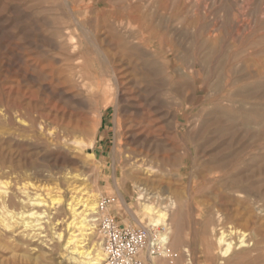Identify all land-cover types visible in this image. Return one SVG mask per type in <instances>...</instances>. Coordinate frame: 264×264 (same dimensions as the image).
Returning a JSON list of instances; mask_svg holds the SVG:
<instances>
[{
  "label": "rangeland",
  "instance_id": "obj_1",
  "mask_svg": "<svg viewBox=\"0 0 264 264\" xmlns=\"http://www.w3.org/2000/svg\"><path fill=\"white\" fill-rule=\"evenodd\" d=\"M0 112V264H80L72 185L119 225L151 224L141 188L177 202L145 264H264V0H0Z\"/></svg>",
  "mask_w": 264,
  "mask_h": 264
},
{
  "label": "bare ground",
  "instance_id": "obj_2",
  "mask_svg": "<svg viewBox=\"0 0 264 264\" xmlns=\"http://www.w3.org/2000/svg\"><path fill=\"white\" fill-rule=\"evenodd\" d=\"M117 82H119V81H117ZM88 91L94 92L95 90H94V88H90ZM116 97H117V95H116ZM101 114H103V113H101ZM17 117H19L18 118L19 121L24 120V115H22L20 113L17 115ZM39 131L45 135L51 136L52 139L58 138V136L56 134H54V132L49 131V129H46L45 127L40 126ZM94 138H95V135H93L85 143L77 137L64 138V139H62V144L64 145V147H66V149H69L70 151L71 150L74 151L75 156L78 157V159L79 158L81 159L82 158V155H81L82 148L83 147H91L93 145ZM51 142H53V141H51ZM53 144H54V142H53ZM53 144H51V145H53ZM92 156H93L92 154L88 155V157H90V158ZM142 161H144V160L142 159ZM132 166L134 167V170H135V172L133 173L134 176L131 173H128L127 177H129V178L134 177L135 184L138 183L139 181L149 182L152 180V176L155 173V170L153 169V167H149V166L146 167L141 162H139L137 159L132 161ZM68 174H70V173H67V175ZM75 176H77V175H71L70 174V177H66V178H68V180H70L72 178L75 179ZM82 179L85 180V178H82ZM71 185H72V183H71ZM80 186L81 185H77V186L72 185V188H71V190H73V193L74 192H76L78 194L82 193V196L80 198L77 199L76 196H71L70 197L71 200H69V199L68 200L67 199L62 200L61 198H59V199L55 198L51 201V203H52L54 209H56V210L64 202L68 206L66 209L69 211L72 220L66 226L67 238H66L65 248L67 250H69L68 252H70L72 255V257H70V259H74L75 261L79 262L80 264H101L100 262L105 261L106 254H105L104 248L102 247L101 237L94 239V236H95L94 235V233H95L94 229L97 228L94 221H95L96 214H100L101 212H103V210L102 211L98 210V207H99L98 203L95 204L94 201L91 203V201L94 200L93 198L95 196L91 195L92 193L90 191H86L87 190L86 188H84V187L80 188ZM136 187L139 188L140 186L138 184H136ZM141 189H139L140 191H139V196H138L137 200L139 201V204H141V208L144 210V213L147 214V218H149V223H151V224H148V225L149 226H157L161 223H164V225H162V226H164L166 232H164L162 234L161 238H162V242H167V244H168L169 234L171 233V230L167 231L166 226H168V225L166 224V221H162V222H159V221L166 219V216L168 219L169 218L168 212L173 213L178 208V204L175 200H170V202L163 205V201H158L159 196L155 192L152 193L151 195H149L150 192L145 193V190H144V192H142L143 189L142 190ZM144 194H145V196H146V194L148 195L147 198L144 196ZM144 197L146 198V201L144 203H140V200L144 199ZM37 199L38 198L32 199L34 202L31 204L41 206V200L38 201ZM28 201H29V199H28ZM28 216H31V217L33 216V218L35 217L34 220H36L37 222L39 221V218H40V217H38L37 214L35 215V212L29 213ZM21 218H23L22 212H21ZM31 221H33V219ZM28 224L29 223L27 222V225ZM168 224H170V223H168ZM32 227H33V225H32ZM34 227H35V225H34ZM69 227H73V230L70 231ZM57 235H58L57 237H59L61 239L63 238L61 232H58ZM224 241H225V236L222 234L218 239H216V245H218V243L224 242ZM240 243H241V246H246L245 241L243 239H241ZM218 247L220 248L221 258L228 257V255L230 254L231 248H232L231 243H226V246H219L218 245ZM168 252L169 251H166V247H165V250H163L161 252V254H163L165 257V256H167ZM171 254H172V252H171ZM169 257H171V256L169 255ZM165 258H167V257H165ZM188 260H190V259H188ZM185 261H186V259H185ZM162 262L160 264H162ZM186 264H190V263L187 262Z\"/></svg>",
  "mask_w": 264,
  "mask_h": 264
},
{
  "label": "built area",
  "instance_id": "obj_3",
  "mask_svg": "<svg viewBox=\"0 0 264 264\" xmlns=\"http://www.w3.org/2000/svg\"><path fill=\"white\" fill-rule=\"evenodd\" d=\"M109 200L100 199L94 223L106 254L104 264H145L147 258L159 256L167 242H162L164 226L119 225L104 209Z\"/></svg>",
  "mask_w": 264,
  "mask_h": 264
}]
</instances>
